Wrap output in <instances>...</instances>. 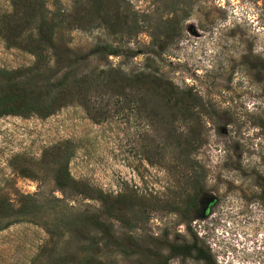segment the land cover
I'll return each mask as SVG.
<instances>
[{
	"label": "rangeland",
	"instance_id": "1",
	"mask_svg": "<svg viewBox=\"0 0 264 264\" xmlns=\"http://www.w3.org/2000/svg\"><path fill=\"white\" fill-rule=\"evenodd\" d=\"M43 1L53 12L68 13L53 38L61 59L97 43L128 48L133 57L91 56L78 69L155 67L176 86L190 87L205 114L184 164L171 135L185 134L187 124L170 121L152 95L104 92L91 98L92 114L72 100L45 117L0 116V202L6 208L0 264H81L77 258L86 256L102 264H153L145 248L156 251L158 264H204L192 256L166 258L164 241H194L208 249L213 264H264V73L250 66L264 59V0H118L121 15L136 26L115 34L86 0ZM26 4L0 0V68L34 60ZM163 29L170 34L165 40ZM56 144L68 148L72 178L108 197H132L131 211L105 220L117 238L132 236L143 248L103 247L100 233L80 221L84 211L102 207L54 184L46 151ZM199 175L200 212L189 220L179 209ZM15 209L32 212L18 221L9 215Z\"/></svg>",
	"mask_w": 264,
	"mask_h": 264
},
{
	"label": "trees",
	"instance_id": "2",
	"mask_svg": "<svg viewBox=\"0 0 264 264\" xmlns=\"http://www.w3.org/2000/svg\"><path fill=\"white\" fill-rule=\"evenodd\" d=\"M85 4L88 8H92L93 5V13L112 34L125 32V28L131 30L136 26L134 18L121 15L118 0H86ZM26 5L34 22L27 40L34 60L24 67L0 68V116L25 117L34 114L45 117L72 100L81 102L92 114L95 109L91 98L104 92L115 96L152 95L159 99L164 109L168 110L169 116L172 117L170 121L175 118L187 124L185 134L179 132L171 136L177 140L176 148L177 155L181 158L180 162L184 164L189 161L194 142H198L199 117L205 114L201 98L190 87L176 86L157 68L149 65L125 70L108 63L89 71H79V65L91 56L98 58L119 55L133 57L136 53L128 48L104 42L94 44L84 52L73 53L61 59L55 52L53 38L55 31L67 22L68 13L49 10L45 7L43 0H27ZM129 21L132 25H128ZM169 36L170 34L165 29L161 31V39L165 40ZM159 50L160 48L155 53L151 52L157 55ZM250 66L264 73V59H257ZM162 118L166 119L164 116ZM60 145L62 144L53 145L51 152L46 151L50 154L53 163L51 171L54 184L60 189L68 188L83 198L97 200L102 207L99 212L84 211L79 216L80 221L87 223L100 233L99 239L103 240L101 241L103 247L110 246L122 253H132L137 248H143L132 236L117 238L111 224L105 220L114 218L121 210L131 211L135 204L132 202V197L127 199L108 197L88 183L72 178L67 168L68 148L62 149ZM193 171L196 172V169ZM199 180L200 175L199 179L194 181L195 192L179 209L189 220L197 217L200 212L196 207V200L201 198L198 192L200 186L197 185ZM5 209L0 202V216H4ZM31 212L27 209H15L9 215H17V220L20 221L27 218L26 216ZM90 243L96 245L97 241ZM163 244L167 248L166 258L192 256L203 261L204 264H213L208 249L194 241H164ZM145 252L146 255L152 257L153 264H158L156 251L145 248ZM77 260L81 264H102L96 256H86L81 259L77 258ZM107 264H113V261L109 260Z\"/></svg>",
	"mask_w": 264,
	"mask_h": 264
}]
</instances>
